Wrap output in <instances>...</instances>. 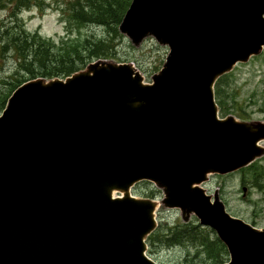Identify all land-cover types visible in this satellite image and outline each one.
<instances>
[{
	"label": "water",
	"instance_id": "water-1",
	"mask_svg": "<svg viewBox=\"0 0 264 264\" xmlns=\"http://www.w3.org/2000/svg\"><path fill=\"white\" fill-rule=\"evenodd\" d=\"M118 30L134 46L149 36L168 46L152 83L131 63L97 60L7 98L0 264H159L145 254L158 202L129 192L141 180L216 232L224 264H264V228L200 187L264 154V121L218 118L213 95L217 78L261 52L264 0H131Z\"/></svg>",
	"mask_w": 264,
	"mask_h": 264
},
{
	"label": "rangeland",
	"instance_id": "rangeland-1",
	"mask_svg": "<svg viewBox=\"0 0 264 264\" xmlns=\"http://www.w3.org/2000/svg\"><path fill=\"white\" fill-rule=\"evenodd\" d=\"M29 2L28 7L16 12L15 16L11 15V5L0 3V31L7 29L9 35L20 28L31 32L38 31L42 36L53 39L56 46L60 40L67 46L74 40H83L86 37L92 40H112L115 46L114 53L107 59L131 62L143 75L145 82L151 81V75L161 68L165 60L167 48L158 45L152 38H147L139 47H135L124 35L118 32L121 36H114L108 28L92 23L80 26L67 23L61 9H65V4H69L70 0H29ZM5 38L3 35L1 40ZM7 40L6 38L5 42ZM2 45L5 46L6 43L3 42ZM2 45H0V103L4 98L7 100L15 89L14 85H19L18 80L28 78V75L19 67L18 58L12 46L2 48ZM220 80V99L225 109L220 116L231 115L238 120L250 122L264 121V48L246 62L235 65ZM1 111L2 107H0V114ZM259 145L264 148V140H261ZM252 166L238 169L227 175H211L203 187L207 193L213 194L216 191L227 212L232 216L256 228H263L264 190L254 181L255 176L261 174L260 182L264 187V154L256 159ZM131 192L137 197H151L158 201L163 197L161 190L151 182H140L132 188ZM156 218L161 226H170L168 229L174 228L176 223H183L178 209L163 206L157 209ZM191 220L197 223L194 217ZM208 230L212 232V236H216L211 229ZM195 245H198L197 241L169 245L155 241L153 246H149L148 253L160 264H209V256L200 253ZM221 258L218 264L228 261L226 254Z\"/></svg>",
	"mask_w": 264,
	"mask_h": 264
},
{
	"label": "trees",
	"instance_id": "trees-1",
	"mask_svg": "<svg viewBox=\"0 0 264 264\" xmlns=\"http://www.w3.org/2000/svg\"><path fill=\"white\" fill-rule=\"evenodd\" d=\"M42 1V0H39ZM131 0H70L69 4H65V9L61 11L64 14L68 23H74L76 26L99 25L103 28H108L114 36H121L118 34L117 26L122 19L124 12L129 6ZM1 4L11 5V15L26 8L29 5V0H0ZM7 29L0 31V37L4 35L6 38L1 40L2 48L12 46L16 57L18 58V65L28 78L18 80V84L31 78L43 77H65L71 73L81 69L87 62L94 58H109L112 57L115 48L112 40L107 39L92 40L88 37L83 40H74L71 43L60 40L56 46L55 42L43 38L38 33H30L20 28L14 34H8ZM110 33V34H111ZM112 36V35H111ZM113 37V36H112ZM221 80L219 79L215 85V94L221 111L224 112L222 100L220 99ZM17 85H14L16 87ZM12 90V89H11ZM5 98L2 99L0 107H4ZM261 174L255 176L254 183L261 187L259 181ZM170 226H159L149 235L147 242L153 246L155 241L163 244L198 242L195 245L200 253L209 256V264H218L221 261V256L226 254L223 244L211 232L204 227H201L193 221L188 223H176L174 228ZM169 231L168 233H165Z\"/></svg>",
	"mask_w": 264,
	"mask_h": 264
}]
</instances>
